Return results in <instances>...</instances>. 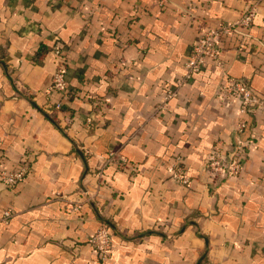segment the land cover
<instances>
[{"label": "crops", "instance_id": "1", "mask_svg": "<svg viewBox=\"0 0 264 264\" xmlns=\"http://www.w3.org/2000/svg\"><path fill=\"white\" fill-rule=\"evenodd\" d=\"M250 4L220 63L177 84L201 30ZM57 47L65 97L50 90ZM225 77L258 104L239 175L214 179L209 150L237 139V100L216 95ZM0 161L27 169L0 182V264H264V0H0ZM101 224L105 260L89 243Z\"/></svg>", "mask_w": 264, "mask_h": 264}, {"label": "built area", "instance_id": "2", "mask_svg": "<svg viewBox=\"0 0 264 264\" xmlns=\"http://www.w3.org/2000/svg\"><path fill=\"white\" fill-rule=\"evenodd\" d=\"M255 13L254 5H248L240 17L233 21L224 22L217 28L202 29L197 39L191 44L187 58L184 63L185 72L183 76L176 81L177 84L190 80L194 74L203 69L206 59H212L219 64V42L226 34L236 31L238 28H248L253 20ZM57 57V67L52 75L50 90L56 91L62 97L68 95L65 69L60 63V49H54ZM175 95L174 91H167L166 98ZM216 95L222 99L235 98L238 103L237 120L234 126L236 141L234 145L225 148L221 140H216L209 150L205 161V168L211 178H225L227 176L239 175L242 160L246 149L250 144L249 139H242L240 135L245 132L248 124L247 117L253 112L258 104V96L250 85L241 78L225 77V80L216 88ZM61 102L55 103L56 108H60ZM91 122L90 118L86 119ZM108 161L119 166L128 164L127 160L113 153H109ZM128 168L132 169L128 164ZM26 165L21 164L18 167L7 168L0 161V182L6 187H13L18 181L22 180L26 174ZM172 177L181 184H188L189 179L184 172V168L179 161L169 165ZM10 211L4 210L1 221L7 223L10 217ZM92 248L98 253L101 260H105L110 252L111 236L108 228L101 224L93 235L89 238Z\"/></svg>", "mask_w": 264, "mask_h": 264}]
</instances>
